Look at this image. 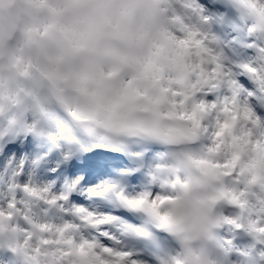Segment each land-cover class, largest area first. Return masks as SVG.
Segmentation results:
<instances>
[{
	"label": "snow or ice",
	"instance_id": "1",
	"mask_svg": "<svg viewBox=\"0 0 264 264\" xmlns=\"http://www.w3.org/2000/svg\"><path fill=\"white\" fill-rule=\"evenodd\" d=\"M0 264H264V0H0Z\"/></svg>",
	"mask_w": 264,
	"mask_h": 264
}]
</instances>
